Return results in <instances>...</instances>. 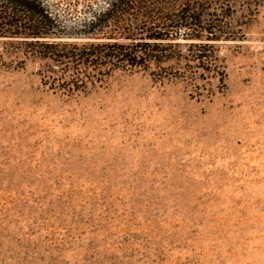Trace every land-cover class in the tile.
<instances>
[{
    "label": "rangeland",
    "instance_id": "1",
    "mask_svg": "<svg viewBox=\"0 0 264 264\" xmlns=\"http://www.w3.org/2000/svg\"><path fill=\"white\" fill-rule=\"evenodd\" d=\"M204 6L218 40L80 91L0 39V264H264V0Z\"/></svg>",
    "mask_w": 264,
    "mask_h": 264
},
{
    "label": "trees",
    "instance_id": "2",
    "mask_svg": "<svg viewBox=\"0 0 264 264\" xmlns=\"http://www.w3.org/2000/svg\"><path fill=\"white\" fill-rule=\"evenodd\" d=\"M217 1L229 4L232 0ZM208 2L211 0H109L89 17L74 22L65 20L44 0H0V39L14 40L52 70L60 69L62 75L50 74L65 86L49 85L52 90L80 91L86 80L77 71L75 77L65 75L74 74L71 65L94 71L102 81L119 64L140 68L160 62L167 52L162 46L171 45L166 41L177 35L200 41L191 44L199 49L206 47L203 39L218 40L216 30L221 23L206 20L204 5ZM43 78L47 86L50 78Z\"/></svg>",
    "mask_w": 264,
    "mask_h": 264
}]
</instances>
